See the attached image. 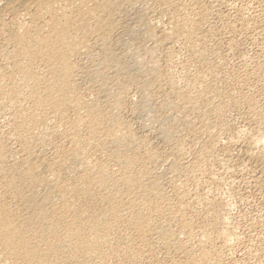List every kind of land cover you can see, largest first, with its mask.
Wrapping results in <instances>:
<instances>
[{
	"label": "bare ground",
	"instance_id": "bare-ground-1",
	"mask_svg": "<svg viewBox=\"0 0 264 264\" xmlns=\"http://www.w3.org/2000/svg\"><path fill=\"white\" fill-rule=\"evenodd\" d=\"M152 1L0 0V34L9 28L4 23L6 15L4 16L3 12L7 14H9L8 12L13 13L16 15L15 17L20 15L23 17L24 15L30 16L28 22H23L21 25L19 24L20 21L17 22L20 27H18L19 30L17 29L18 32H12L15 33L11 37L14 38L12 40L13 45L11 44L12 46L9 49L6 48L4 55L1 51V55L4 56L1 60L4 59V64L0 65V99L6 100V105L8 102H14L22 93L24 98H31V101L33 98L34 100L32 109L27 114L19 115V117L24 115L22 118H26L27 120L21 119L22 121L18 120L20 124L18 121V123L12 124L16 132L20 128L21 130L23 129L24 133L20 134V131L17 132L19 148L15 152L18 158L13 152L16 158L14 157L15 159L12 161L13 165H9L10 167L8 168L3 167L5 157H3L4 148H2V144L4 143H0V264H92L89 263L92 262L91 259L98 258L99 256L102 257L99 249L103 244L108 242V229L113 225L111 223L112 226L109 227L110 224L107 222V217L114 218V221H122L125 216L129 217L128 221L131 222L133 230H135L137 236L141 237L142 240L145 241L150 236H157V239L161 240L165 245L173 244L174 250L172 251H176L180 255V258L177 261L175 259V262L172 264H207L214 255L213 252L211 253L203 247L204 242L207 241L203 237L205 235L201 238L198 236L197 239L195 237L196 240L194 239L193 235L195 234L192 235L194 225L191 228L188 223H179L176 230H173L171 233L167 229H163V226L152 227V221L148 219L152 215H156L155 212L159 214L163 209V205H160V202L163 200L164 195L159 187L158 175L155 169L151 171H148L150 169H145L139 172L138 176L131 175L128 172V169L134 166L136 158L133 159V157L125 153L126 151L137 149L141 143L137 140L138 137L135 138L128 129L123 128L122 124L117 120L118 117L116 118L115 112L119 109L120 102L122 101L120 97L124 95L128 97L129 88L126 89L125 84L123 85L122 82H120L122 86L119 82L115 84L118 76L124 73V66L121 63V51L117 54L112 51L113 48L110 49L109 45L113 40V31L118 22L121 21H119L118 16L121 14H127L128 16V14L132 15L134 13L135 15H133V18H130V21L134 19L136 25H141L143 28V26L147 25L144 19L148 20V18H143L140 15L141 13H137L138 6L140 5L148 9L147 7ZM183 1L185 0H175L176 3L174 2L173 4L167 0H162V3L160 2L163 14L166 15L168 20L169 28L163 30V38H156L155 44L153 47H149V50H146L144 46L142 49V43L140 42L147 35L146 39L152 37L153 34L151 33L147 34L144 31L145 33L140 34L138 32L139 28L137 30L127 27L125 30H122L126 31L125 35H128L127 39H120L123 36L121 34H118L120 37L117 35L123 48L130 49V52L133 50L130 54L133 65H138L141 62V56H144V54L146 57L149 54L152 56L153 50L158 46L157 41H160L161 44L163 43L164 47L165 43L167 44L166 46L170 47V45L172 46L177 43L179 39L186 40L189 43L192 34L190 29H195L197 27L195 25L198 23L191 22V19L189 20L187 19L188 17L182 16L190 5L187 3L188 6H185ZM255 1L257 2V0ZM246 8L244 7L243 9ZM11 20L13 19L11 18ZM23 21L25 20L23 19ZM134 21L132 20V22ZM6 26H8L7 29ZM116 30L118 32V29ZM6 38L3 37L4 40ZM7 44L3 46L7 47ZM4 47L3 49H5ZM119 48L120 46L117 50ZM88 58H92L91 60H96V62L93 61L87 63V65L76 62L77 59L81 62ZM41 66L44 68L43 70H46V74L49 77L48 80L47 78L45 79L48 83L42 95L38 92V85L40 84L39 82H42L41 80H44V74L40 76L37 69ZM137 67L140 69H138L139 73L134 75V77H131L130 73L129 79L130 82L136 80V82L139 81L141 83L140 91H142L141 95L143 98L141 107L146 112L148 111L147 107H149L147 102H149L148 100L151 96L148 94L151 88L149 84L151 83L150 77H158L159 74L156 71V66L148 65V70L144 68L145 66L143 67L144 69L141 65ZM159 76L161 77V75ZM124 78L126 79L127 76ZM168 79L170 80L168 81L170 86L173 88L176 81H173L170 77ZM80 81L86 83V86L82 89H84L88 98L85 95L80 96L76 93L79 92L76 90V87L80 84ZM114 85L117 87L114 88ZM117 88L120 89L114 92L113 90ZM183 90L182 93H178L179 101H166L165 104L162 103V108L164 110H167V108L168 110L171 109L169 110L171 113L167 112L166 114L165 111L166 115L163 114L160 118H158V115L157 120L155 118L150 121L151 125L157 123L159 135L166 140L165 142L174 139L181 133L183 128L191 127L192 122L189 116L194 114L196 116L195 119L198 117V114L195 115L194 113L197 112L195 102L191 97L187 96L188 93L185 95L186 93ZM176 92L179 91L176 89ZM108 95L114 97L112 98L114 102H111L112 99H110L111 104H108L110 105V109H107L108 112L106 110L107 113L103 114L100 111L101 108L98 103L104 98L106 100V96L108 97ZM133 95L131 96L133 97ZM12 106L14 107L15 105L12 104ZM3 110H6V108ZM16 111L13 112L15 118ZM35 111H39V116L42 115L39 120L36 119L39 117H37V114L35 115ZM40 112L43 113L40 114ZM173 112H175L174 115L172 114ZM10 115H12V112ZM263 115L260 117L262 121H264ZM147 116L149 115L147 114ZM37 125L39 126V130L36 128ZM81 128L86 129L85 137L79 133ZM197 128L195 126V130ZM202 129L206 133L207 127L202 125ZM56 139H59V141H54ZM90 142L95 143L98 147L106 148L104 146L108 145L114 149L110 151L109 157H115L118 163L120 162L124 165V170L119 177L111 176L108 168H104V166L97 167L98 165L95 166L93 163V165L89 164L90 161L88 162L87 160L84 147L86 146L85 144ZM175 142L178 143L177 140ZM169 144L171 145V143ZM180 145L182 146V144ZM11 147L15 149L14 146ZM181 152V147L175 145L174 155L182 158V156H179ZM257 156L264 164V147L258 150ZM176 157L173 159L174 162L172 161L173 164L171 163L173 170L177 167L180 168L179 164L181 165L178 160L182 159L178 158L175 161ZM70 168L74 169V173L76 170L77 175L74 179L65 177ZM177 176L175 177L174 175L175 178ZM171 179L170 182H174ZM137 187L139 190H136ZM168 212L167 214H169ZM172 215L174 214L172 213ZM169 218L168 220H170ZM114 251L112 250V252ZM174 258L172 261H174Z\"/></svg>",
	"mask_w": 264,
	"mask_h": 264
},
{
	"label": "rangeland",
	"instance_id": "rangeland-1",
	"mask_svg": "<svg viewBox=\"0 0 264 264\" xmlns=\"http://www.w3.org/2000/svg\"><path fill=\"white\" fill-rule=\"evenodd\" d=\"M161 1L162 0H153L151 4L148 5V9L140 5L138 6L137 13H141L140 15L143 16V18H148L149 21L144 19V22H146L147 25L150 23L149 25H152L151 27L148 25L147 28L146 25L143 26V28L145 27L143 29L141 25H136L134 19H132L134 22H132V20L130 21V18H133V15H135L134 13L132 15L128 14V16L127 14L119 15V21H121L118 22V25L113 31V40L111 39L112 41L109 45L110 49H114L115 47L114 50L112 49L115 53L118 54L119 51H121V63L124 66L123 74L125 76L123 74L119 75L123 77L119 79L118 76V80L116 79L117 82L115 80V84L118 82L119 84L120 82H122L123 85L125 84L126 89L129 88L128 92L130 95V97L128 95L129 98L125 95V98L124 96L120 97L122 101L120 102L119 109L115 112L116 118L118 117L117 120L122 124V127L128 129L135 138L138 137L137 140L141 143L137 149L126 151L125 153L133 157V159L136 158L134 166L128 169V172L131 173V175L138 176V173L145 169H150L148 171L155 169L158 175L159 187L164 195L163 200L160 202V205H163V209L160 212L161 214L155 212L156 215H152L151 218L148 219L152 221V227L163 226V229L165 228V230L167 229V231L171 233L173 230H176L179 223H188L191 228L194 225L192 230V235L195 234L193 235L194 239L195 237L197 239L198 236L201 238L205 235L203 237H205L204 239H207V241H205L206 243L204 242L205 246L203 245V247L205 250L211 253L213 252L214 254H212L213 256L207 264H264V164L257 156L258 150L264 147V132H262L264 131V121L260 119L264 114V0H257V2L255 0L183 1L185 6L190 5L186 8L182 16L188 17L187 19H191V22L198 23H195L197 29H190L192 34L189 43H187L186 40L179 39L177 43L172 46L170 45V47L166 46L167 44L165 43L164 47L163 43L161 44L160 41H157L158 46L156 49L154 48L155 50H153L152 56L149 54L146 57V55L142 53L144 56H141V62L138 65H141L142 68L145 66L144 68H146V70L149 69L148 65L156 66V71L161 75V77L159 75L158 77H150L151 83L149 84L151 88L148 94L151 96L148 100L149 102H147L149 106L147 107L148 111L145 112L141 107L143 104L142 91H140L141 83L139 81L136 82V80L130 82L129 79L130 73L131 77H134V75L139 73L140 69L137 67L138 65L132 64L133 60L130 54L133 50L130 52V49L123 48V46L120 45V39L128 38V35H125L126 31H122L127 27L137 30L141 28L140 31L138 30L140 34L144 31L147 34H156L154 36L152 35V37H150L151 39L145 38L148 35L142 38L143 40L140 42L142 43V45L140 44L142 49L144 46L146 50H149L155 44L154 41L163 38L162 32L169 28V24L166 15L163 14V9H161ZM167 1L172 4L175 2V0ZM242 7L247 8L243 9ZM8 13L9 14L3 12L4 16L6 15L4 17V23H6L10 29H7L8 26H6L7 30L0 34V65L4 64V59L1 60V58H4L3 55L5 54L6 48L9 49L13 45L12 40L14 38L11 37L18 32V27H20L23 22H28L30 18L29 15H24V17L20 15V18V16L15 17L16 15L13 13ZM11 18L13 20H11ZM23 19L25 21H23ZM8 20L11 21H9L10 24H8ZM17 22H19L20 25H18ZM116 29H118V32ZM194 30L195 32H193ZM118 34H121L123 37L119 39L117 37ZM2 36L4 38L7 37V41H5L6 39L4 40ZM5 44H7V47L3 46ZM119 46L120 48L117 50ZM3 47L5 49H3ZM1 53L3 55H1ZM88 59L81 62L77 59L76 62L83 65H87V63L93 61L96 62V60H91L92 58ZM153 62L157 64L154 65ZM125 68H127V71ZM37 69L39 70L37 71L40 76L43 74L45 75V77L43 75L44 80H41L42 82H39L40 84L38 85V92L42 95L49 77L42 66ZM126 76L127 78L125 79L124 77ZM169 77L173 81H176L174 82L175 85L173 88L168 82L170 81L168 79ZM46 78L47 80H45ZM152 79L154 80L152 81ZM79 83L80 84L77 86L78 89L76 87V90L79 92L76 93L80 96L85 95V97L87 96L88 98V95L84 92V89H82L86 86V83L83 81ZM122 84L120 85L122 86ZM113 87L115 88L117 86L114 85ZM119 89L117 88L113 91L117 92ZM176 89L179 92H176ZM182 90L186 93L185 95L188 93L187 96L191 97L195 102L197 112L194 113L195 115L198 114V120L195 119L196 116L192 114L191 116L194 117L189 116L192 122L191 127H187V130L183 128V131L181 130V133L176 136L177 138L175 137L172 139L173 141L168 140L165 142L166 140L159 135L157 123H154L153 126L150 121L155 118V120H157L160 116L162 117L163 114L166 115L167 112L171 113V111L169 112L171 109L168 110L167 108V110H164L162 108V103L165 104L166 101H179L178 93H182ZM22 95L21 93L18 99L11 102L15 105L14 107L9 102L5 105L6 100L3 101L0 99V140L2 141H0V143H4L2 144V148H4L3 157H5L3 160L4 168L12 166V161L18 156L15 152V150L19 148L17 132L20 131V134L24 133L23 129L21 130L20 128L16 132L12 124L18 122L20 124V121H22L21 119L26 118H22L24 115L21 117H19V115L27 114L33 107V98L31 101V98H24ZM131 95H133V97ZM195 97L196 99L194 100ZM106 98V100L104 98L98 103L102 110L105 109L103 111L100 109L103 114L108 112L107 109H110V105L108 104L114 102V99H112L114 97L108 95ZM134 98L136 99L134 100ZM110 99H112L111 102ZM198 106L201 109H199ZM5 108L7 111L3 110ZM14 111H16V118L13 116ZM11 112L12 115H10ZM38 112L39 111L35 113V115L37 114V117H39L36 118L37 120L42 116H39ZM42 113L40 112V114ZM69 114H71V112H69ZM147 114L149 116H147ZM172 114L174 115L175 112ZM201 121L202 123H200ZM202 125L207 127L206 133L203 131ZM195 126L196 128L198 127L196 130ZM33 128L35 129V127ZM36 128L39 130L38 125ZM80 130V135L85 137L86 129L81 128ZM13 133L14 135H12ZM7 136L8 138H6ZM216 139L217 141H215ZM248 139L249 141H247ZM175 140H177L178 143H176ZM54 141L58 142L59 139ZM12 142L15 143L13 144ZM168 142L171 143V145ZM180 144H182V146ZM85 145L84 152L85 155H87L88 162L90 161L89 164L93 163L95 166L98 165L97 167L104 166V168H108L111 176H120L124 170V165L120 162L118 163L115 157H109L110 151L114 150L113 148L108 145L104 146L106 148L98 147V145H95L93 142ZM175 145L181 147L183 153L181 152L182 154L180 153L179 156H182V158L174 155ZM11 146H14L15 149ZM171 146L174 148L172 149ZM170 151L174 157H176L175 161H177L178 158L182 159L178 160V162L181 163V165L179 164L180 168L177 167L173 170L171 165L174 162V157ZM68 171L65 177L74 179L77 175L76 170L75 173L73 168H70ZM178 172L179 174H177ZM174 175L175 177L178 175L177 178H175ZM170 179L174 180V182H170ZM136 190H139V188L137 187ZM169 196L171 197L169 198ZM167 212L169 214H167ZM172 213L176 216L174 217ZM169 216L171 217L169 218ZM128 218L129 217L125 216L122 221L115 219L116 222L114 218L107 217V222L110 224L109 227L113 225V228L111 227L108 229L107 238L109 243L103 244L100 248L101 251L99 249L100 254L102 253V257L99 256L98 258L91 259L92 262L89 263L172 264L175 262V259L177 261L180 258V255L176 251H172L174 250L172 243L167 246L161 240H158L157 236L147 237L148 239L145 241L142 240L141 237L139 238L135 230H133L131 222L128 221ZM168 218L170 220H168ZM112 250L116 252H112ZM173 258L174 261H172Z\"/></svg>",
	"mask_w": 264,
	"mask_h": 264
}]
</instances>
